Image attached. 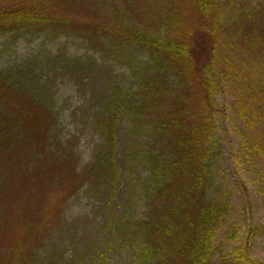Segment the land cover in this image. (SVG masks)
Listing matches in <instances>:
<instances>
[{"label":"trees","instance_id":"16d2710c","mask_svg":"<svg viewBox=\"0 0 264 264\" xmlns=\"http://www.w3.org/2000/svg\"><path fill=\"white\" fill-rule=\"evenodd\" d=\"M135 1L141 13L115 0L109 25H84L94 37L113 31L134 50L129 56L144 52L148 58L137 66L134 87H117L114 103L99 118L108 154L116 159L123 116L149 127V212L139 226L143 264H218L215 243L232 207L209 196L212 169L223 156L217 119L224 109L216 98L234 84L239 118L252 130L264 126V0ZM86 2L0 0V36L79 29L75 18ZM97 42L98 48L108 45L106 37ZM123 54L115 53V60ZM51 115L35 90L0 72V234L20 191L28 200L24 216L33 220L29 227L22 222L17 250L11 246L9 255L27 260L60 224L66 201L90 180L74 154L54 141ZM254 147L263 150L264 136ZM34 230L40 242L35 251L28 243ZM256 232L251 228L233 258L224 256L220 264H262L249 253Z\"/></svg>","mask_w":264,"mask_h":264},{"label":"rangeland","instance_id":"374dc122","mask_svg":"<svg viewBox=\"0 0 264 264\" xmlns=\"http://www.w3.org/2000/svg\"><path fill=\"white\" fill-rule=\"evenodd\" d=\"M114 1L87 0L75 18L79 29L57 35L0 36V72H10L17 82L36 91L50 108L54 141L74 154L80 173H90V180L64 204L60 224L46 234L37 256L28 260L19 253L9 255L23 232L22 222L29 227L33 220L24 216L22 206L28 200L15 192L14 213L1 225L0 264H143L139 226L149 212L150 129L123 116L117 125L118 149L112 161L99 118L114 103L117 87H134L137 66L148 58L144 52L129 56L134 50L115 40L113 31L100 30L94 37L84 27L109 25L106 18L114 13ZM121 2L128 11H143L135 0ZM102 37L108 45L98 48L97 39ZM123 52L115 60V53ZM235 93L236 86L226 84L216 98V105L224 109L217 119V142L223 156L212 169L209 196L223 198L231 205L232 215L221 227L215 260L220 264L224 256L232 259L234 249L255 228L249 253L264 264V147L262 151L254 147L259 136H264V126L252 130L239 118ZM36 234L34 230L28 242L34 251L40 244Z\"/></svg>","mask_w":264,"mask_h":264}]
</instances>
